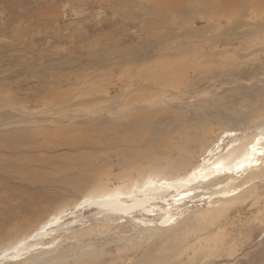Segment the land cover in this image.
<instances>
[{"label":"rangeland","instance_id":"374dc122","mask_svg":"<svg viewBox=\"0 0 264 264\" xmlns=\"http://www.w3.org/2000/svg\"><path fill=\"white\" fill-rule=\"evenodd\" d=\"M186 1L170 10L159 0H0V166L32 158L53 179L35 187L0 168V199L14 186L44 193L27 210L0 203V255L20 253L3 264H264V151L248 156L259 167L243 187L210 185L187 213L125 219L84 204L103 188L192 175L226 137L245 151L264 136V9ZM172 71L173 83L152 81ZM143 109L155 112L147 133L118 141L138 130L129 118ZM72 129L95 144L40 134ZM221 192L230 198L219 205ZM54 218V232L29 238Z\"/></svg>","mask_w":264,"mask_h":264},{"label":"bare ground","instance_id":"6f19581e","mask_svg":"<svg viewBox=\"0 0 264 264\" xmlns=\"http://www.w3.org/2000/svg\"><path fill=\"white\" fill-rule=\"evenodd\" d=\"M159 1L162 2V4L159 3V5L166 6V9H170V10H182L184 7V3L187 2L186 0H159ZM195 2H199V5L201 7L205 8L207 11L210 12L226 11L229 9L233 10L239 7L242 8L243 6H250L252 10H254L255 8L264 9V0H195ZM167 22L168 25H170V22L169 21ZM177 72L178 71H172L171 72L172 76L170 74H166L163 77L154 78V80L152 79V81L155 84H158L161 82L160 79H164L166 76H169L168 78L169 81L173 83L174 81L171 79L175 78L174 76L178 75ZM154 116H155L154 111L149 112L143 109L134 112L130 116L129 122L131 124L133 123L138 124L139 125L138 130H134L132 133L130 132L129 135L125 137L123 136L121 137L122 134L121 132H116L115 134L117 135L118 141L128 142L130 144H133V142H136L137 140L141 139L145 135V133H147L148 125ZM84 130H86V128H84ZM75 132L77 131L72 129L68 131L58 130L55 131L54 133H46L42 131L40 132V134H44L48 137H54L56 139L60 137L63 138V136L66 137L69 136V139L71 140L70 144H90V145L95 144L96 142L95 140L90 138H79L78 136H76ZM106 134H107L106 132L98 133V135H103V136H105ZM232 134L233 133H227V135L229 136ZM29 137L30 136L27 135L25 138H21L20 140L24 142L25 139H29ZM234 137L235 135L233 136V138ZM263 138L264 136L254 138L252 142H254L255 139H258V141L260 142L257 145L254 146L252 145L251 148H248L247 150L244 151V147L242 143H240V141L235 140L231 142L234 139H227L226 137V139L223 140L222 144L220 145L221 151L219 156L214 157L212 161L209 162L208 164H206V161H203L200 166H198L196 169L192 171V175L188 173L186 176L168 182H162L161 180L156 182L153 181L152 179H145L141 184H135L133 182L134 185H131L129 187L125 186L123 188H116V189L114 188V190H109V189L105 190L103 188L105 191L101 189L97 191L93 196L85 198L84 204L86 206H90L93 210L96 211L97 214H102V213L117 214L118 216H122L121 218H125V219L129 218L125 216H131V215H138L139 218H146L147 216H149V214H152L154 212V209H158V211H161L164 215H168V216L177 213H187L193 208V206L190 207V205H187L185 203H191L194 199L200 197V191L206 190L210 185H218L216 186L217 189L221 188L226 191H230L232 188L240 189L241 187H243L241 185H243L248 179L252 178L255 175V173L251 172L247 176L245 177L243 176L247 174V171H249V169H253L254 171H256L255 168L259 167V165H256L250 168L249 165L252 162V160L248 159V156L253 155L256 158V154L264 151V142L262 141ZM227 142L228 145L224 148V144ZM229 147L230 149L225 154H223L222 152H225V149ZM215 150L208 154L209 158L214 155ZM258 156L259 157L257 159V164L261 162L262 159L260 158L263 157L264 159V153H260ZM83 159L84 158H81L79 161H82ZM34 160L35 159L32 158H30V160L29 159L25 160L24 158L19 157L15 160L10 161V163L5 168L1 166L0 168L5 171L6 175L9 178L15 176L22 179L23 180L22 182H24L25 180L27 182L26 185H32L35 187L51 185L53 183V179L50 175H45L41 172L34 171V169L31 168V164L32 162H34ZM67 165H68L67 169L75 168L73 163L71 164L67 163ZM195 171L196 174L193 173ZM84 173L85 171H82L81 174ZM202 174H204L205 176L208 175V177L214 174L218 178H215V180L210 184L204 185L203 188L192 187V188L181 189L185 187L187 183H193L197 181ZM208 177H206L204 181ZM227 183L228 185H226ZM196 189L199 192H195ZM22 190L23 191L21 193L19 192V189L17 187L15 186L12 187L9 191L13 193H10L9 197L1 198L0 203L6 204L7 207L9 201L16 200L17 202H19L18 204H20L19 205L20 210H27L29 204L37 205L38 202L42 199L44 194L41 190L35 191L34 188H32V190L29 191L23 187ZM191 190L193 191V195H188L187 193H189ZM244 194L250 195L249 192H245ZM179 195L183 196L181 198L183 200L177 201L176 197ZM218 195H220V197L218 198L220 202L219 205H221L223 201L225 203L226 200L230 198L225 192H221ZM236 196H237L236 199H240L242 195L240 194L238 196L237 194ZM236 196H234V198ZM219 210L222 211V208H220ZM6 211L10 213L13 212V210L9 208H7ZM208 211L216 212L217 210L209 209ZM77 212H79V210L76 211V213ZM1 213H2V209H0V215ZM83 216L84 215H78L75 217V219H78L77 217H83ZM58 223H59L58 218H54L51 222L40 227L37 230V232L30 235L29 238L32 239L43 238L45 235L49 234L48 232L51 233L54 232L56 230L54 229V227L57 226ZM57 238L58 237H55L54 240H56ZM26 241L27 240L24 239L23 241L15 245V247L13 248H18L19 245L21 247L23 244L26 243ZM19 257H20L19 252L17 253V255L11 257L9 256L7 257L5 254H1L0 264L6 263L11 259L17 260L19 259Z\"/></svg>","mask_w":264,"mask_h":264}]
</instances>
